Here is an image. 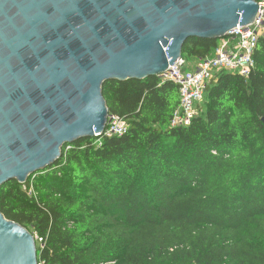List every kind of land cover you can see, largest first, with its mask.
Instances as JSON below:
<instances>
[{
  "label": "trees",
  "instance_id": "obj_1",
  "mask_svg": "<svg viewBox=\"0 0 264 264\" xmlns=\"http://www.w3.org/2000/svg\"><path fill=\"white\" fill-rule=\"evenodd\" d=\"M220 39L193 38L184 69ZM249 77L222 71L188 127L161 77L109 81L123 136L62 149L25 184L0 187V214L36 240L39 264H264V36Z\"/></svg>",
  "mask_w": 264,
  "mask_h": 264
},
{
  "label": "water",
  "instance_id": "obj_2",
  "mask_svg": "<svg viewBox=\"0 0 264 264\" xmlns=\"http://www.w3.org/2000/svg\"><path fill=\"white\" fill-rule=\"evenodd\" d=\"M257 0H0V187L101 139L102 87L161 77L193 38L250 24ZM0 264H39L36 238L0 214Z\"/></svg>",
  "mask_w": 264,
  "mask_h": 264
},
{
  "label": "built area",
  "instance_id": "obj_3",
  "mask_svg": "<svg viewBox=\"0 0 264 264\" xmlns=\"http://www.w3.org/2000/svg\"><path fill=\"white\" fill-rule=\"evenodd\" d=\"M258 12L254 20L238 25L220 40L212 56L197 61L192 70H185L180 60L161 76L164 81L173 82L179 88L180 105L171 120L172 128L188 127L198 115L197 106L204 101L208 86L222 71L249 77L255 68L254 54L259 39L264 36V0H257ZM126 121L110 116L103 137L123 136L128 132ZM102 137V138H103ZM36 240L42 242L35 236Z\"/></svg>",
  "mask_w": 264,
  "mask_h": 264
},
{
  "label": "rangeland",
  "instance_id": "obj_4",
  "mask_svg": "<svg viewBox=\"0 0 264 264\" xmlns=\"http://www.w3.org/2000/svg\"><path fill=\"white\" fill-rule=\"evenodd\" d=\"M196 64H197V62H196V61H193V62L190 64L189 68H185V70H187V71L192 70V69L196 66Z\"/></svg>",
  "mask_w": 264,
  "mask_h": 264
}]
</instances>
